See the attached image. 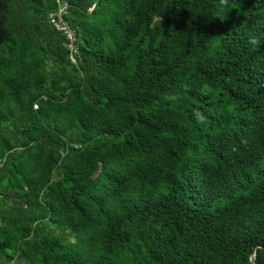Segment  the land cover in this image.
<instances>
[{
	"label": "trees",
	"instance_id": "obj_1",
	"mask_svg": "<svg viewBox=\"0 0 264 264\" xmlns=\"http://www.w3.org/2000/svg\"><path fill=\"white\" fill-rule=\"evenodd\" d=\"M0 264H264V0H0Z\"/></svg>",
	"mask_w": 264,
	"mask_h": 264
},
{
	"label": "built area",
	"instance_id": "obj_2",
	"mask_svg": "<svg viewBox=\"0 0 264 264\" xmlns=\"http://www.w3.org/2000/svg\"><path fill=\"white\" fill-rule=\"evenodd\" d=\"M66 6L65 1H59V4L57 6V9L55 12H48L47 16L51 20V22L54 24V26L58 27L64 36V43L69 49V57L72 58V54L76 51L75 44H74V36L72 34L71 29L66 25V23L63 22L61 18V13L64 11V8Z\"/></svg>",
	"mask_w": 264,
	"mask_h": 264
},
{
	"label": "clouds",
	"instance_id": "obj_3",
	"mask_svg": "<svg viewBox=\"0 0 264 264\" xmlns=\"http://www.w3.org/2000/svg\"><path fill=\"white\" fill-rule=\"evenodd\" d=\"M222 2H223V0H222ZM249 43L251 45H253L254 47H257V46H259L260 41H259V38L258 37L251 36L250 39H249Z\"/></svg>",
	"mask_w": 264,
	"mask_h": 264
},
{
	"label": "water",
	"instance_id": "obj_4",
	"mask_svg": "<svg viewBox=\"0 0 264 264\" xmlns=\"http://www.w3.org/2000/svg\"><path fill=\"white\" fill-rule=\"evenodd\" d=\"M253 254H254V246L252 247V249L250 251V257L252 259V263H253Z\"/></svg>",
	"mask_w": 264,
	"mask_h": 264
}]
</instances>
